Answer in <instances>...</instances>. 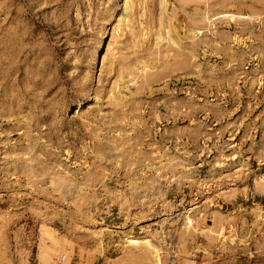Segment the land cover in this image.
Returning <instances> with one entry per match:
<instances>
[{
  "label": "rangeland",
  "instance_id": "obj_1",
  "mask_svg": "<svg viewBox=\"0 0 264 264\" xmlns=\"http://www.w3.org/2000/svg\"><path fill=\"white\" fill-rule=\"evenodd\" d=\"M250 192L264 0H0V264H264Z\"/></svg>",
  "mask_w": 264,
  "mask_h": 264
},
{
  "label": "crops",
  "instance_id": "obj_2",
  "mask_svg": "<svg viewBox=\"0 0 264 264\" xmlns=\"http://www.w3.org/2000/svg\"><path fill=\"white\" fill-rule=\"evenodd\" d=\"M264 196V194H261L260 192L259 193H253V192H250V193H247V196L245 195V197H247V199H251V203H260L261 201H264V198L262 199H259L260 196ZM252 258H250V256H248V258H244L243 260V263L242 264H246V263H249ZM248 261V262H247Z\"/></svg>",
  "mask_w": 264,
  "mask_h": 264
}]
</instances>
